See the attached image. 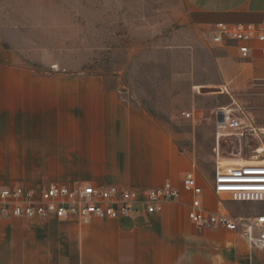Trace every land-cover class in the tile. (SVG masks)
I'll return each instance as SVG.
<instances>
[{"label":"crops","instance_id":"1","mask_svg":"<svg viewBox=\"0 0 264 264\" xmlns=\"http://www.w3.org/2000/svg\"><path fill=\"white\" fill-rule=\"evenodd\" d=\"M182 1L200 42L193 59H205L200 67L216 74L205 85L237 104L255 102L264 92V58L254 51L242 59L234 45L213 44L212 35L219 23H261L264 0ZM69 4L0 0V188L87 184L142 191L170 182L182 197L157 214L86 226L0 219V264H264V253L239 235L192 224L183 183L193 159L145 107L126 101L101 76L51 72L66 39L49 34L65 30L66 22H52L48 11L64 15ZM202 199L216 211L213 180Z\"/></svg>","mask_w":264,"mask_h":264},{"label":"rangeland","instance_id":"2","mask_svg":"<svg viewBox=\"0 0 264 264\" xmlns=\"http://www.w3.org/2000/svg\"><path fill=\"white\" fill-rule=\"evenodd\" d=\"M69 1L64 15V11H48L52 22H66L65 30L49 34L66 39L59 43L60 56L51 59L57 64L51 72L101 76L126 101L145 107L178 148L192 157L202 185L209 184L224 163L259 161L257 141L235 133L218 139L215 121L221 108L230 107L264 128V92L243 105L205 85L216 74L200 67L205 59H193V49L200 42L195 41L191 11L182 0ZM203 89L213 90L203 93ZM226 208L234 216L264 211L256 204L227 203Z\"/></svg>","mask_w":264,"mask_h":264},{"label":"built area","instance_id":"3","mask_svg":"<svg viewBox=\"0 0 264 264\" xmlns=\"http://www.w3.org/2000/svg\"><path fill=\"white\" fill-rule=\"evenodd\" d=\"M212 42L234 45L242 59H250L254 51L264 58V20L259 24H216ZM186 117L190 118L191 114ZM215 122L218 139L235 133L257 141L259 161L251 165H227L217 171L213 179V191L218 197L216 211L204 207V185L194 171L188 173L183 193L190 199L189 219L200 230L237 234L251 250L264 252V211L234 216L225 210L226 202L264 206V128L257 127L250 117L230 107L221 108ZM181 197L182 191L170 182L161 188L142 191L87 184L48 185L40 190L15 186L0 188V219L72 221L86 226L96 220L157 214L164 204L179 201Z\"/></svg>","mask_w":264,"mask_h":264},{"label":"bare ground","instance_id":"4","mask_svg":"<svg viewBox=\"0 0 264 264\" xmlns=\"http://www.w3.org/2000/svg\"><path fill=\"white\" fill-rule=\"evenodd\" d=\"M220 93H223V91H218V94H220ZM256 161V160H255ZM224 163V162H223ZM222 163V164H223ZM254 162H244V163H242V165H251V164H253ZM236 164V163H235ZM227 165V163H224V166H226ZM230 165H232V163L230 164Z\"/></svg>","mask_w":264,"mask_h":264},{"label":"water","instance_id":"5","mask_svg":"<svg viewBox=\"0 0 264 264\" xmlns=\"http://www.w3.org/2000/svg\"><path fill=\"white\" fill-rule=\"evenodd\" d=\"M213 89H203V93L212 92Z\"/></svg>","mask_w":264,"mask_h":264}]
</instances>
